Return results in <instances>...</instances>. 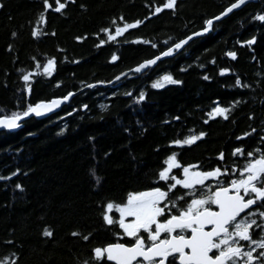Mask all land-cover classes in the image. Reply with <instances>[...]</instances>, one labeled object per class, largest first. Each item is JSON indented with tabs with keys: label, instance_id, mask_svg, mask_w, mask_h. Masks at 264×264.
Returning <instances> with one entry per match:
<instances>
[{
	"label": "trees",
	"instance_id": "trees-1",
	"mask_svg": "<svg viewBox=\"0 0 264 264\" xmlns=\"http://www.w3.org/2000/svg\"><path fill=\"white\" fill-rule=\"evenodd\" d=\"M160 2L76 0L66 12L49 14V35L36 41L30 31L40 0H0L4 4L0 8V114L17 110V101L19 107L24 106L18 69L31 70L32 57L43 62L45 56H56L59 63L52 77L34 78L31 102L75 93L43 118H27L13 131L0 129V176L21 170L11 179L0 180V260L8 264H83L92 248L116 242L115 233L120 231L118 226L104 224L99 205L120 202L128 192L152 186L154 173L168 154L176 151L183 163L199 161L207 169L217 165L220 151L231 165L236 159L231 156L234 147L243 144L251 150L260 145L259 138L264 136V24L252 16L264 11V0L249 2L214 22L208 34L192 39L179 55L159 61L145 74L86 88L96 81H113L158 54L150 45L125 43V38L143 37L163 50L165 42L199 31L206 18L217 15L231 0H177L175 14L165 10L118 38L119 43L96 47L95 33L113 17L122 14L128 21L142 19L149 14L147 5ZM14 31L16 37L11 35ZM76 36L87 39L78 42ZM252 36L256 37L253 45L238 43ZM227 51H235L237 59L226 56ZM113 53L119 57L116 62L110 60ZM213 58L215 64L210 63ZM182 66L188 70L180 71ZM222 67L231 72L219 75ZM165 72L182 84L152 89V81ZM205 73L210 81L202 79ZM237 74L251 87H234ZM141 90L146 99L139 104L125 95L137 96ZM217 98L222 106L240 102L231 108L228 120L216 118L204 124V114ZM176 116L179 121L173 119ZM61 128H65L62 134ZM125 128L130 131L126 133ZM252 128L256 133L237 141L238 135ZM200 131L207 136L191 147L168 146L171 139ZM17 183L23 191L16 189ZM45 229L53 235L45 237ZM73 231L92 235L85 242L73 237ZM254 238H259L258 230Z\"/></svg>",
	"mask_w": 264,
	"mask_h": 264
},
{
	"label": "snow or ice",
	"instance_id": "snow-or-ice-1",
	"mask_svg": "<svg viewBox=\"0 0 264 264\" xmlns=\"http://www.w3.org/2000/svg\"><path fill=\"white\" fill-rule=\"evenodd\" d=\"M75 2L76 0H40V11L31 26V38L38 41L49 35L46 30L49 14L64 13L70 4ZM247 2L248 0H231L217 15L206 18L203 21L204 26L199 31L192 32L191 35L172 41L170 44L165 42L163 50H160L156 43L143 37H136L132 41L125 38V43L150 45L153 49H157L158 54L143 59L128 72H121L114 77V80L145 74L162 58L179 55L193 37L208 33L213 28L214 21H220ZM3 7L4 4L0 3V8ZM80 7L85 8V5L81 4ZM147 7L150 8L149 14L142 19L128 21L122 14L113 17L108 26L101 27L95 33L99 41L96 47L108 42L119 43L118 38L124 37L125 33L130 35V30L139 29L150 19L163 14L165 10L175 14L178 3L177 0H161L160 3L149 4ZM252 20L264 24V11L256 13L252 16ZM50 34L55 36L56 32L52 31ZM101 34L104 38H100ZM11 35L16 37L18 33L14 31ZM85 39L86 36L75 37L78 42ZM255 42V36L238 41L241 46H251ZM11 49L12 45H9L8 50ZM225 55L232 60L237 59L235 51H227ZM32 59L34 67L31 70L18 69L19 79L23 83V88L19 91L25 104L19 107L17 101V110L10 114H0L2 130L13 131L20 128L21 122L26 118L46 116L75 95L74 92L69 91L60 97L53 96L31 102L34 78L52 77L59 63L56 56H45L43 62L36 57ZM118 59L115 53L111 55V62H116ZM215 62V58L210 61L213 64ZM73 63L79 61L74 60ZM199 67L203 68L204 65L200 64ZM187 70L183 66L180 68L182 72ZM230 72L231 69L227 67L219 69L221 76ZM202 79L210 81L211 77L205 73ZM104 83L111 84L113 81H96V84H89L87 87L93 88L97 84ZM180 84H182L180 79L174 78L171 72H165L152 81L151 88L162 89L166 85ZM234 87L246 89L251 85L244 83L237 74ZM125 95L133 97L137 104L146 99L143 90L137 96H133L132 92H127ZM239 102L233 101L230 106H222L217 98L213 101L210 110L204 114L206 119L203 123L208 124L216 118L228 120L231 108ZM87 107V105L81 106L82 109ZM76 111L78 110H72V112ZM173 119L179 121L180 117L176 116ZM249 119H253V116L250 115ZM64 131L65 128H61L59 133L62 134ZM124 131L127 133L130 130L125 128ZM191 131L190 129L189 132ZM256 131L252 128L250 132L245 131L236 139L242 141ZM206 136L205 131L187 134L183 138L169 140L168 146L179 149L191 147ZM259 140L260 145L251 150H247L243 144L234 147L231 156L236 159L231 165L226 164V155L220 151L217 154V166L207 169L199 161L183 163L179 159L180 154L176 151L168 154L162 160V166L154 173L155 181L152 186L142 191L128 192L120 202L109 201L99 205L102 208L101 219L104 224L109 227L118 226L120 231L115 233L117 242L92 248V255L83 261V264H105V261L114 264H264V136H260ZM239 160H243V163H239ZM222 164L224 166H221ZM20 171L17 168L8 177L0 176V180L11 179ZM92 174L95 176L94 172ZM15 187L23 191L20 183ZM257 230L258 239L254 238ZM43 235L51 237L53 232L45 229ZM71 235L79 236L87 242L92 234L73 231ZM123 237H127L129 242H119ZM0 264H8V262L0 260Z\"/></svg>",
	"mask_w": 264,
	"mask_h": 264
},
{
	"label": "water",
	"instance_id": "water-1",
	"mask_svg": "<svg viewBox=\"0 0 264 264\" xmlns=\"http://www.w3.org/2000/svg\"><path fill=\"white\" fill-rule=\"evenodd\" d=\"M253 1H256V0H248L247 3H249V2H253ZM247 3H246V4H247ZM246 4H245V5H246ZM243 6H244V5H243ZM243 6H241L239 9H241ZM239 9H236V10H239ZM236 10H234V11H236ZM234 11H233V12H234ZM229 15H230V14H229ZM226 17H227V16H226ZM224 18H225V17H224ZM221 19H223V18H221ZM214 22H216V21H214ZM210 31H211V29H210ZM210 31H209V32H210ZM209 32H208V33H209ZM208 33H205V34H203V35H206V34H208ZM203 35H201V36H203ZM199 37H200V36H199ZM194 38H197V37H193V39H194ZM169 58H170V57H169ZM163 59H166V58H162V60H163ZM158 62H159V61H158ZM116 82H117V81L113 80V83H111V84H114V83H116ZM95 84H96V83H95ZM111 84L104 83V84H97L96 86H98V85H100V86H108V85H111ZM86 88H89V87H86ZM86 88H83V89L79 90L78 92L83 91V90L86 89ZM78 92H77V93H78ZM71 98H72V97H70V99H71ZM70 99H69V100H70ZM65 103H67V102H65ZM65 103H64V104H65ZM62 105H63V104H62ZM62 105H61V106H62ZM61 106H60V107H61ZM60 107H59V108H60ZM57 109H58V108H57ZM57 109H56V110H57ZM56 110H54V111H56ZM54 111H53V112H54ZM49 114H51V113H49ZM49 114H47V115H49ZM47 115H46V116H47ZM43 117H45V116H43ZM43 117H40V118H43ZM26 119H27V118H26ZM23 121H24V120H23ZM23 121H22V122H23Z\"/></svg>",
	"mask_w": 264,
	"mask_h": 264
},
{
	"label": "flooded vegetation",
	"instance_id": "flooded-vegetation-1",
	"mask_svg": "<svg viewBox=\"0 0 264 264\" xmlns=\"http://www.w3.org/2000/svg\"><path fill=\"white\" fill-rule=\"evenodd\" d=\"M217 166V165H216ZM222 166V165H221ZM215 167V166H213ZM117 242V241H116ZM119 242H122V243H128L129 242V239L127 237H123L119 240ZM105 264H114V262H108V261H105Z\"/></svg>",
	"mask_w": 264,
	"mask_h": 264
}]
</instances>
